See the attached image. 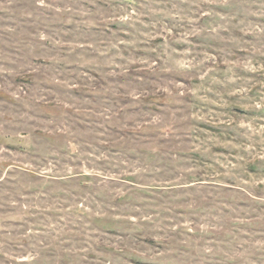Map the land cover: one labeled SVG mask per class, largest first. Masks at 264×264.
Listing matches in <instances>:
<instances>
[{
	"label": "rangeland",
	"instance_id": "obj_1",
	"mask_svg": "<svg viewBox=\"0 0 264 264\" xmlns=\"http://www.w3.org/2000/svg\"><path fill=\"white\" fill-rule=\"evenodd\" d=\"M0 264H264V0H0Z\"/></svg>",
	"mask_w": 264,
	"mask_h": 264
}]
</instances>
